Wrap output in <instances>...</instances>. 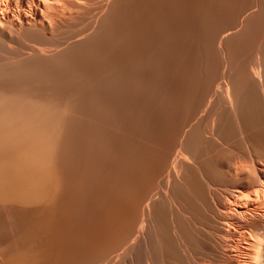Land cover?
Here are the masks:
<instances>
[{"label": "bare ground", "instance_id": "1", "mask_svg": "<svg viewBox=\"0 0 264 264\" xmlns=\"http://www.w3.org/2000/svg\"><path fill=\"white\" fill-rule=\"evenodd\" d=\"M0 264H264V0H0Z\"/></svg>", "mask_w": 264, "mask_h": 264}]
</instances>
